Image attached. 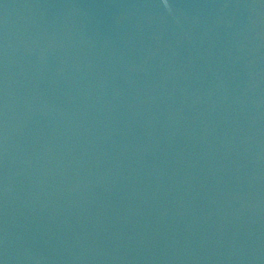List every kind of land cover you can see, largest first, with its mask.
I'll use <instances>...</instances> for the list:
<instances>
[{
	"label": "water",
	"instance_id": "obj_1",
	"mask_svg": "<svg viewBox=\"0 0 264 264\" xmlns=\"http://www.w3.org/2000/svg\"><path fill=\"white\" fill-rule=\"evenodd\" d=\"M0 264H264V0H0Z\"/></svg>",
	"mask_w": 264,
	"mask_h": 264
}]
</instances>
